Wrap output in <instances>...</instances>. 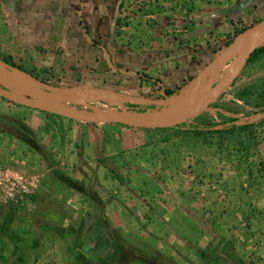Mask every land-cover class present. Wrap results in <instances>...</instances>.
Listing matches in <instances>:
<instances>
[{"label":"crops","instance_id":"crops-1","mask_svg":"<svg viewBox=\"0 0 264 264\" xmlns=\"http://www.w3.org/2000/svg\"><path fill=\"white\" fill-rule=\"evenodd\" d=\"M108 1L0 0V50L55 66L68 50L90 51L88 19L114 8L130 21L110 39L115 54L98 49L117 82L96 91L146 100L196 75L239 21L264 11V0ZM228 99L241 112L226 115L257 119ZM0 124V163L41 175L33 208L0 203V264H264V124L196 135L76 120L2 95ZM128 248L151 262L124 259Z\"/></svg>","mask_w":264,"mask_h":264},{"label":"rangeland","instance_id":"rangeland-1","mask_svg":"<svg viewBox=\"0 0 264 264\" xmlns=\"http://www.w3.org/2000/svg\"><path fill=\"white\" fill-rule=\"evenodd\" d=\"M108 1L104 3V0H91L92 8L99 7V3L102 6L110 5ZM114 5V3H113ZM112 6V5H111ZM108 10V9H107ZM114 8H112L111 12L106 15V17H98V13L92 12V17L89 20L91 26V36L97 42L107 45L108 48L111 49V53L115 54V48L117 44H111L110 39H120L113 34L117 30L116 22L120 18L114 17ZM122 20V21H121ZM264 20V11L251 16L246 17L244 21H242L241 26L248 25L249 27L253 26L257 22ZM129 22V18H122L119 22L123 24L125 22ZM233 34H231L232 36ZM225 38V37H224ZM228 36L223 39H220L219 47L212 51L209 59H206V64L213 58V56L220 50V46H222L225 41L227 40ZM123 43H127V41H123ZM118 45H120L118 43ZM64 46V45H62ZM87 45L85 44V47ZM108 52H110L108 50ZM85 54H90V57H82ZM66 55L63 57L61 55L59 57L58 62L55 66L47 65L50 62L48 58H45L46 65L38 64V65H29L27 63H22L27 69L34 70L36 74L41 75L43 78L49 79L50 85L61 86L64 88H71L70 86H77L75 89L81 88H89L95 87L97 85H101L104 87H113V84H116V79L109 71L107 63L101 58L100 51L98 48L91 45L90 51H87L86 48L83 50L80 49L76 51L75 48L68 50ZM74 55V56H71ZM106 55V53H105ZM71 56V57H70ZM107 56V55H106ZM240 57V58H238ZM238 57L232 59L231 61L223 64L222 66L216 68L209 76L206 78L202 83V90L206 93L207 96H212L218 93V95L224 94V97L221 101H219V106L223 107L224 105L231 106L236 108L234 104L231 103L232 100L228 99L229 96H232L234 93H237L241 89L246 86L256 85V89L261 88V83L264 80V58L247 65L244 63L242 67L239 68L237 72V81L235 84H229V79L235 73L237 67H235L231 72V75L228 72V67L233 65L234 61L237 59H242L244 57L243 54L239 55ZM18 59V58H17ZM48 59V60H46ZM19 60V59H18ZM21 61V60H19ZM230 64V65H229ZM202 68V67H201ZM227 69V71H226ZM47 71V72H45ZM108 75V76H105ZM229 74V75H228ZM223 81V82H222ZM222 82V83H221ZM112 84V85H111ZM116 86V85H115ZM119 87V86H117ZM97 90V89H95ZM49 92H64L63 96H56L55 101L56 103H64L71 106H83L88 109L94 108L97 110H112L116 108H122L125 110H129L127 103H132L134 105H138L134 109L139 108H160V105L152 103L149 99H142V100H127L128 98L109 95V93L100 94L99 98L95 100H86V101H79L75 100L74 98L70 97L69 93L77 92L83 93L88 90H73V91H58V90H47ZM112 91L120 92L118 89H112ZM99 92V91H98ZM187 91L182 92L180 95L173 97L174 101H177L180 97H182ZM193 97L187 102L185 105L184 110H187V106L192 103ZM219 98V97H218ZM216 98L214 101H217ZM86 102H90L91 107L86 106ZM75 103H82V104H75ZM156 105V106H155ZM131 108V107H130ZM239 108V106L237 107ZM218 111H223L220 108L210 107V105L205 109V113L217 115ZM243 111V110H242ZM190 122L187 124L186 130L190 128ZM123 241L122 246H126ZM205 262L208 264H217L215 261L212 262L211 259H205ZM219 264V263H218Z\"/></svg>","mask_w":264,"mask_h":264},{"label":"water","instance_id":"water-1","mask_svg":"<svg viewBox=\"0 0 264 264\" xmlns=\"http://www.w3.org/2000/svg\"><path fill=\"white\" fill-rule=\"evenodd\" d=\"M264 38V20H261L253 26L246 29L244 32L238 34L227 46L220 49L213 58L205 64L201 70L194 76L190 86L185 90V93L177 101L171 98L165 99H153L152 103L160 105V108L153 110H125L122 108H116L112 110H97L94 108L88 109L83 106H71L64 103H55L40 98L21 94L3 84L0 81V95L20 104L42 109L54 114L62 115L76 120L93 122V123H122L130 126L143 127V128H168L173 127L183 122L190 120L198 114L205 111V109L214 102L220 95L215 94L207 96L202 90L201 86L203 81L218 67L231 61L232 59L244 54L241 59V64L237 67L235 73L229 79V84H232L233 80L237 77V72L240 67L246 63L247 58L251 52L264 44L255 46ZM106 51V50H105ZM109 56L108 51H106ZM0 67H2L0 65ZM3 68V67H2ZM5 69V68H3ZM9 72H22L31 78L35 79L46 90H58V91H73V90H95L101 88L89 87V88H64L56 85L44 84L38 80L35 76H32L26 72L20 70H8ZM109 95L129 98L126 95L117 91H107ZM184 92V91H183ZM194 96L195 104L190 110H181L180 105L184 103L186 99ZM82 104V103H75ZM87 107H91L90 102H86ZM163 106V107H161Z\"/></svg>","mask_w":264,"mask_h":264},{"label":"trees","instance_id":"trees-1","mask_svg":"<svg viewBox=\"0 0 264 264\" xmlns=\"http://www.w3.org/2000/svg\"><path fill=\"white\" fill-rule=\"evenodd\" d=\"M81 23L83 27L85 28L86 33H89L88 26L85 23V21L82 20ZM122 25L123 23L117 20L116 26L121 27ZM241 25H242V21H239L236 25L235 33L232 36L231 35L228 36L225 43L222 46H220V49L227 46L238 34L244 32L246 29L249 28L248 25H245V26H241ZM91 43L93 46L99 48L101 52H103L104 46L101 47L100 43L97 42L95 39H93V37H91ZM263 58H264V44L255 48L251 52V54L247 58L246 64L249 65V64L255 63ZM0 65L3 68L11 70V71L20 70V71L26 72L32 76H35L38 80H40L44 84L50 85L49 79L45 77L43 78L41 75L36 74L34 70L27 69L21 63V61H19L16 57L2 50H0ZM109 68H113V66L112 67L109 66ZM194 76L189 77L188 80L182 81L180 84L176 85L175 87H164L160 95L154 96L152 93H148L146 95H140V97L153 100V99H165V98H171V97L178 96L190 86ZM145 77L147 79L151 78L149 76H145ZM236 81H237V77L233 80L232 85L235 84ZM255 86L256 85L246 86L236 93L237 99L242 100L245 105L251 106L252 108H254L253 114L257 116V119L255 121H247V122L242 123L238 115H235V116L226 115L225 112L239 114L241 111L237 108L239 106L237 101H231V103L234 104L236 108H233L227 105L220 107L219 101H221L222 98L224 97V94H221L217 101H214L212 104H210V107L220 108L223 111H218L217 115H210L208 113L202 112L198 114L197 116L191 118L190 120L183 122L181 124H178L176 126L185 127L190 122L191 123L190 128L187 130V132H190L196 135H205V134H217V133H235V132H242L246 130L249 131V130H252L257 124H264V80L261 83L260 89H256ZM70 87L76 88L77 86H70ZM99 87H100L99 85L95 86V88H99ZM127 105L129 107V110H150L146 108L134 109L138 105H134L132 103H127ZM153 109H156V108H151V110ZM173 127L162 128V129H169ZM11 128H14L17 131H19V134H21L22 138L26 140L30 145L32 146L35 145V140L30 134V130L28 129V127L22 120L16 119L14 121V127L11 126ZM121 253L124 259L125 258L132 259L134 261H142V262H148V263L151 262V260L148 257L134 251L133 249H129V248L123 249Z\"/></svg>","mask_w":264,"mask_h":264},{"label":"built area","instance_id":"built-area-1","mask_svg":"<svg viewBox=\"0 0 264 264\" xmlns=\"http://www.w3.org/2000/svg\"><path fill=\"white\" fill-rule=\"evenodd\" d=\"M41 175L0 163V203L33 208Z\"/></svg>","mask_w":264,"mask_h":264},{"label":"bare ground","instance_id":"bare-ground-1","mask_svg":"<svg viewBox=\"0 0 264 264\" xmlns=\"http://www.w3.org/2000/svg\"><path fill=\"white\" fill-rule=\"evenodd\" d=\"M262 42H264V38L260 42L255 44V46L259 45ZM240 64H241V59L235 60L233 65L228 67L229 74L231 75V72L234 71L233 69L235 67H238ZM0 81L18 93L31 95V96L40 98L42 100L50 101V102H54L56 96L64 95V92H49L47 90H44L39 82H37L35 79L31 78L30 76L22 72H16V71L9 72V71H6L0 68ZM69 95L70 97L74 98L75 100H79V101L95 100L100 97L99 92L96 90L85 91L83 93L72 92V93H69ZM191 98L192 97H189L188 99L184 101V103H182V105H180L181 110H184L185 105ZM194 104H195V98L193 97V101L187 106V110H190Z\"/></svg>","mask_w":264,"mask_h":264}]
</instances>
